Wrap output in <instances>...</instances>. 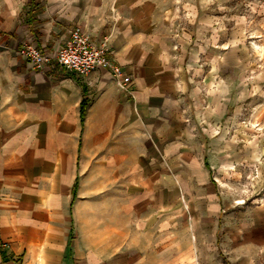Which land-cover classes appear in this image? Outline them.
I'll list each match as a JSON object with an SVG mask.
<instances>
[{
	"label": "crops",
	"instance_id": "obj_1",
	"mask_svg": "<svg viewBox=\"0 0 264 264\" xmlns=\"http://www.w3.org/2000/svg\"><path fill=\"white\" fill-rule=\"evenodd\" d=\"M222 1L0 0V264H264V210L223 206L191 80L223 70ZM76 27L128 90L18 53Z\"/></svg>",
	"mask_w": 264,
	"mask_h": 264
},
{
	"label": "rangeland",
	"instance_id": "obj_2",
	"mask_svg": "<svg viewBox=\"0 0 264 264\" xmlns=\"http://www.w3.org/2000/svg\"><path fill=\"white\" fill-rule=\"evenodd\" d=\"M221 21V44L212 48L222 51L223 70L191 80L205 87L199 113L217 124L210 148L223 206L244 223L264 210V0H223Z\"/></svg>",
	"mask_w": 264,
	"mask_h": 264
},
{
	"label": "built area",
	"instance_id": "obj_3",
	"mask_svg": "<svg viewBox=\"0 0 264 264\" xmlns=\"http://www.w3.org/2000/svg\"><path fill=\"white\" fill-rule=\"evenodd\" d=\"M18 53L37 71L56 62L81 78H87L98 70L107 71L123 90H128L132 82L131 77L112 62L106 41L95 45L90 36L79 27L71 31L68 42L55 54L30 43L23 44Z\"/></svg>",
	"mask_w": 264,
	"mask_h": 264
},
{
	"label": "trees",
	"instance_id": "obj_4",
	"mask_svg": "<svg viewBox=\"0 0 264 264\" xmlns=\"http://www.w3.org/2000/svg\"><path fill=\"white\" fill-rule=\"evenodd\" d=\"M87 107H88V104L85 100L82 102V105H81V121H82V124H84V122H85Z\"/></svg>",
	"mask_w": 264,
	"mask_h": 264
}]
</instances>
